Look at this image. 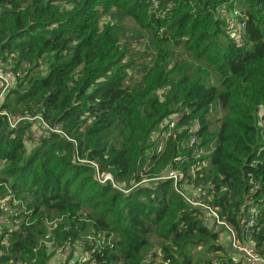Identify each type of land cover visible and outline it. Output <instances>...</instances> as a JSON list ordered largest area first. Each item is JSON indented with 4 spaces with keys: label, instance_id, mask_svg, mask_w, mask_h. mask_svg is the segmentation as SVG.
Here are the masks:
<instances>
[{
    "label": "trees",
    "instance_id": "1",
    "mask_svg": "<svg viewBox=\"0 0 264 264\" xmlns=\"http://www.w3.org/2000/svg\"><path fill=\"white\" fill-rule=\"evenodd\" d=\"M158 4L151 10L150 0H0V59L14 70L27 66L0 109L41 114L62 133L35 142L28 134L34 123L11 129L0 116V197L27 201L28 212L27 222L0 234V264H49L44 237L72 246L88 227L110 244L82 264H151L152 247L167 264H241L170 180L154 181L169 169L194 173L193 185L213 186L211 204L240 242L249 240L264 257V0ZM238 6L241 44L220 12ZM113 9L153 36L156 52L140 86L128 85L135 63L121 27L101 22ZM42 65L44 74L36 71ZM218 105L215 128L209 116ZM168 118L174 127L156 153L151 136L169 131ZM193 127L198 149L213 146L198 159L185 147ZM96 173L110 175L122 191L98 182ZM250 208L257 210L255 225L245 230L241 216ZM46 211L64 222L48 231Z\"/></svg>",
    "mask_w": 264,
    "mask_h": 264
},
{
    "label": "built area",
    "instance_id": "2",
    "mask_svg": "<svg viewBox=\"0 0 264 264\" xmlns=\"http://www.w3.org/2000/svg\"><path fill=\"white\" fill-rule=\"evenodd\" d=\"M150 2L152 3L151 8L153 10H157L159 6V0H150ZM227 16H231L229 20L228 18L225 19L229 24L228 28L231 38H233L237 44L243 43L246 38L245 24L243 21L234 19V17L239 16V12L233 11L232 15L228 14ZM22 77L23 72L18 69L14 70L12 68L11 61L5 62L0 59V103L2 102L4 95L9 91V89L13 85H15L16 81L19 78ZM0 116H4L6 118V121L11 129L15 128L17 125L25 121L34 123L32 124V128L36 126L37 128L35 129V132L31 134V137L35 142L43 139L49 133L62 134L58 126L50 127L48 124H46L41 114L30 117L26 115V113L24 115H14L0 109ZM171 119L169 125L167 126L169 128V131L156 132L151 136L155 145L154 150L156 151V153L161 152L165 148L166 140L167 138H169L171 129L174 127V121H171ZM191 131L192 135L185 142V147L187 149L195 148V154L197 155L202 150L197 148L199 141L198 138L194 135V127L191 129ZM91 165L96 168L94 164ZM193 174L194 173H190V175L186 177L182 172L169 169L163 172L160 177L154 179V181L170 180L172 182L173 190L175 191V193L178 194L191 209L195 210L198 213L202 225L210 232L216 233L220 239L228 240L229 248L232 252L231 256L233 262L241 264H264V257L257 254L252 243L250 241L240 242L230 225L223 220V218L219 214L218 209L211 204L212 196L209 195V190L212 193L213 186L209 187L206 190L201 185H193L191 182H189V176L192 175L193 179ZM96 180L100 183L110 182L112 187L122 191L115 185L111 176L108 174L96 173ZM143 181L146 182L148 180ZM1 211L2 214L7 213L8 208L7 206H4V204L0 201V212ZM255 219L256 215L254 214L251 217V220L254 221ZM223 245L226 246L225 244ZM72 246L76 249H83V251L85 247H89L90 250L88 252H85L86 254H92L96 250H100L97 248V246L90 247L88 243L78 241H75ZM64 254H66V256H69L71 254V251L68 250L64 252ZM147 259L150 261V256Z\"/></svg>",
    "mask_w": 264,
    "mask_h": 264
},
{
    "label": "rangeland",
    "instance_id": "3",
    "mask_svg": "<svg viewBox=\"0 0 264 264\" xmlns=\"http://www.w3.org/2000/svg\"><path fill=\"white\" fill-rule=\"evenodd\" d=\"M240 7H235L232 11H238L239 12ZM151 10H153L151 8ZM221 18L228 20L231 16H227L228 14H231L232 12H227L225 9H221ZM102 24L106 22H112L117 27H121L120 36L125 42V45L128 49L129 59L132 60L135 64L133 67L128 71L129 73V79L128 85L130 86H140L141 84V78L142 73L151 65L152 56L155 55V45L153 43V36L152 34L147 30H142L139 26H136L134 22L124 16L123 12L119 9H113L107 16H105L102 19ZM172 52L178 53L182 52V56L190 59V55L187 51H185L182 47H172ZM23 72V77L26 75L27 66L22 65V67L18 68ZM25 69V70H23ZM36 71H38L40 74H44L46 71V66L42 65L39 67ZM19 79L20 81L23 79ZM15 87V86H14ZM12 114V113H10ZM221 110L219 105L215 110L211 113L209 116L210 121L215 123V128H217V121L221 117ZM173 118V117H172ZM170 118L165 119L163 122V125H166L168 123ZM28 123V122H27ZM32 123V122H31ZM33 126V125H32ZM31 128V126H30ZM36 127H33L30 129L28 134H33L35 132ZM33 145L32 141L26 142L27 150H30L31 146ZM213 146L208 149L202 148L197 155L196 158H202L209 154V152L212 150ZM148 165L151 164L150 160L147 161ZM148 168V166H146ZM142 182H144L142 180ZM143 185H149L148 182H144ZM119 188H123L124 185L120 184L118 185ZM228 191V190H227ZM223 192H226V188L223 190ZM228 197H230V194L228 193ZM0 201L4 204V206H7L8 212L3 213L0 212V234L5 230H16L19 228V226L26 220L27 217V201H18L13 198L11 195H4L0 197ZM247 210V209H246ZM244 210V212L246 211ZM257 214V210L254 208H250L241 216V224L246 229L251 228L255 225V221L251 220V217L253 215ZM82 217L84 219L87 218L86 214H83ZM27 222V221H26ZM64 222L63 219L56 216L51 211L45 212V224L48 231L55 227L58 223ZM66 224V223H65ZM229 226V225H228ZM231 227V226H230ZM232 228V227H231ZM233 232L236 234L235 230L232 228ZM237 236V234H236ZM247 238H249L247 236ZM78 242L88 243L90 247L97 246L98 249L102 248L104 244H110V239L106 238V235L104 233H96L94 232L90 227H88L84 233L81 234L80 238L76 240ZM149 241L152 244L157 243V239L154 236L149 237ZM249 241V240H247ZM218 242L220 244H225L229 248L228 240L220 239L218 237ZM41 244L46 246L47 252L51 255V259L49 261V264H82L84 263L87 258L89 257V254H86L83 249H76L73 246H69L70 244H66L64 246H58L53 243V240L51 236L44 237L41 241ZM74 243V242H73ZM72 243V244H73ZM71 244V245H72ZM153 250H151L148 253L147 258L150 256V262L151 264H167L163 261V259L160 256V251L156 249L155 247H152ZM230 249V248H229ZM71 251V254L69 256H66L64 252ZM231 250V249H230ZM232 253V252H231ZM152 257V258H151ZM146 262V263H148Z\"/></svg>",
    "mask_w": 264,
    "mask_h": 264
}]
</instances>
